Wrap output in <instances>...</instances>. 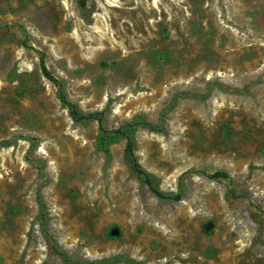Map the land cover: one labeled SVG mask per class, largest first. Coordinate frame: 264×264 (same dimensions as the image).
<instances>
[{"label":"rangeland","instance_id":"obj_1","mask_svg":"<svg viewBox=\"0 0 264 264\" xmlns=\"http://www.w3.org/2000/svg\"><path fill=\"white\" fill-rule=\"evenodd\" d=\"M42 222L78 264H264V0H0V264H69Z\"/></svg>","mask_w":264,"mask_h":264},{"label":"trees","instance_id":"obj_2","mask_svg":"<svg viewBox=\"0 0 264 264\" xmlns=\"http://www.w3.org/2000/svg\"><path fill=\"white\" fill-rule=\"evenodd\" d=\"M26 43V42H25ZM39 53V63L41 67L42 74L56 84L59 88V98L61 102L67 107L70 117L76 121L80 122L83 120L94 119L98 122V135L96 138V147L98 150L102 151L105 155H109V144L115 141L119 137H124L126 139L125 145V155L126 159L133 170V172L144 182L149 189L159 198L168 199L178 201L181 199L182 195L180 192L175 193H164L159 188L155 186L153 176L145 170L140 162L138 161L135 151H134V143H133V133L136 129V126L131 123L125 125L123 128H106L102 125V114L100 112H82L78 109V107L71 102L66 93L62 89V82L59 78H57L51 70L47 67L45 62V54L42 51H38ZM207 177L211 179H227L231 180V177L228 172L224 170H215L213 172L207 173ZM44 207L43 202H41V208ZM43 215V214H42ZM41 231L43 235L46 237L47 242L51 245V248L63 256L65 263L69 264H78L75 261L70 260L69 255L58 248L54 238L51 236L49 230L47 229L46 222H42ZM116 260V259H114Z\"/></svg>","mask_w":264,"mask_h":264}]
</instances>
